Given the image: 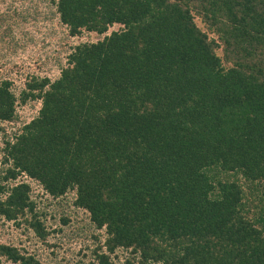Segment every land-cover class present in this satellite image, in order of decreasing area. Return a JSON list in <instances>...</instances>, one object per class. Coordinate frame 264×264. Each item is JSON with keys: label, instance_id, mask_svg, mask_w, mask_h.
Returning <instances> with one entry per match:
<instances>
[{"label": "trees", "instance_id": "obj_1", "mask_svg": "<svg viewBox=\"0 0 264 264\" xmlns=\"http://www.w3.org/2000/svg\"><path fill=\"white\" fill-rule=\"evenodd\" d=\"M51 1L96 39L0 79V221L33 235L0 264H43L25 243L59 231L23 175L103 232L91 264H264V0Z\"/></svg>", "mask_w": 264, "mask_h": 264}, {"label": "rangeland", "instance_id": "obj_2", "mask_svg": "<svg viewBox=\"0 0 264 264\" xmlns=\"http://www.w3.org/2000/svg\"><path fill=\"white\" fill-rule=\"evenodd\" d=\"M116 29L117 26L113 27ZM95 39L94 34L69 37L51 0H0V79H11L13 90L18 93L27 74L56 78L60 66L65 64L69 47ZM36 110L29 105L19 107L18 118L22 124L32 120ZM12 129L7 127L8 132ZM30 185L33 186L32 198L38 203V210L43 211L48 230L57 228L59 231L48 238L47 244L35 238L27 241L29 252H35L43 264H91L94 260L91 252L99 241L103 242V232L94 230L87 212L73 206L72 193L62 200H54L35 181ZM62 218H66L67 223H62ZM23 232L22 226L16 229L12 223L0 221L3 242L19 246L20 240L33 236L31 232L26 235ZM117 253L119 258L114 262L123 264L127 253L120 250Z\"/></svg>", "mask_w": 264, "mask_h": 264}, {"label": "clouds", "instance_id": "obj_3", "mask_svg": "<svg viewBox=\"0 0 264 264\" xmlns=\"http://www.w3.org/2000/svg\"><path fill=\"white\" fill-rule=\"evenodd\" d=\"M18 180H20V181H24V182H26V183H28V184H30V182L34 181V180L28 178L26 175H23V177L19 178ZM35 182H36V181H35ZM36 183H37V182H36ZM30 187H31L32 190H33V186L30 185Z\"/></svg>", "mask_w": 264, "mask_h": 264}]
</instances>
